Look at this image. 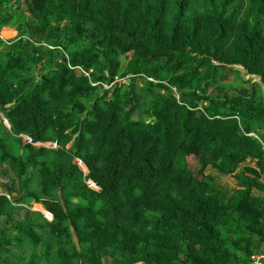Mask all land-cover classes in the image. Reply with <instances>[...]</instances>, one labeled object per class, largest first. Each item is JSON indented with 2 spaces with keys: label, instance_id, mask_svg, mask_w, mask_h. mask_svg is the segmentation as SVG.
Segmentation results:
<instances>
[{
  "label": "trees",
  "instance_id": "obj_1",
  "mask_svg": "<svg viewBox=\"0 0 264 264\" xmlns=\"http://www.w3.org/2000/svg\"><path fill=\"white\" fill-rule=\"evenodd\" d=\"M0 33V264L264 254L261 90L235 72L251 88L222 102L205 84L217 65L264 82V0H0Z\"/></svg>",
  "mask_w": 264,
  "mask_h": 264
},
{
  "label": "rangeland",
  "instance_id": "obj_2",
  "mask_svg": "<svg viewBox=\"0 0 264 264\" xmlns=\"http://www.w3.org/2000/svg\"><path fill=\"white\" fill-rule=\"evenodd\" d=\"M22 2H23V0H7L8 5L15 6V8H18L22 4ZM24 9L27 10L28 8L26 6H24ZM27 13H28V15H30L29 12H27ZM3 31L15 32L14 28H11V27H7ZM16 35H17V32H16L15 36ZM0 36H1V33H0ZM1 38L4 41H9L14 37L3 38L1 36ZM235 72H241L240 73L241 77L247 81V75L244 73L243 68H240V69L237 67L225 68V67H221L220 65H217V70H216V75L214 76V80H212L210 82L206 81V83H205L206 87L208 88V96L215 97V99H219L223 102L225 99L224 95L227 93V91L228 90L229 91L235 90V89H231V88H235V87L239 88L240 90L239 89L238 90L242 94H248L249 88H251V87L248 85H244L243 82H241L239 79H237V77L235 76ZM202 76H205V77H202ZM202 76H201L202 78H208L207 75H205V74H203ZM119 83L125 84L128 86L130 84V81L122 80V81H119ZM144 85H145V83L141 79H139L138 82H136L137 93H138V96L140 98V103H139V107H138L139 110H138V113L136 114L135 119H140V120H148L149 119L144 115V113L147 110H151V108L154 105V102L152 100L146 98V93L143 91L145 89V88H143ZM251 85L254 86L253 84H251ZM252 89L254 90V93L256 94L255 102H261L262 98L260 97V94H258L259 90L257 88H252ZM25 142L29 143V140L25 138ZM39 146H35V147L40 148L41 146L40 147ZM45 147L49 148L50 145H46ZM50 148L53 149L54 146H51ZM251 166H255V163L251 164ZM241 171H244L243 167H240V169L237 173H239ZM210 172L212 173V175L216 179V185H218L222 190L227 191L229 194H232L234 191L237 190L238 183L236 182V178L234 176L224 177V176L219 175L217 172H214V171H210ZM262 179H263V177H262ZM1 182L5 183L6 179H1ZM88 185L91 188L93 187L92 189L98 190V189H96V187L94 186V184L92 182L91 183L88 182ZM255 193L257 194V192H255ZM0 194H3V191L0 190ZM37 207L38 206H34L32 211L38 212L36 210ZM44 218L48 220V217H45V215H44ZM27 253L28 252H26L25 255H22L21 258L24 259V257H27L29 255L30 251H29L28 255H27ZM1 257L3 259H6L7 254L1 253ZM260 258H261V256H259V255L255 256L253 258L254 261L252 264H260L261 263V261H259V260H261Z\"/></svg>",
  "mask_w": 264,
  "mask_h": 264
},
{
  "label": "water",
  "instance_id": "obj_3",
  "mask_svg": "<svg viewBox=\"0 0 264 264\" xmlns=\"http://www.w3.org/2000/svg\"><path fill=\"white\" fill-rule=\"evenodd\" d=\"M234 67H237V68H242L240 66H234ZM244 69V68H243ZM244 73L247 75V80L251 81L253 85H257L259 86L260 90H261V94H262V97L264 99V82H263V79L261 76H258V75H250L247 73L246 70H244ZM3 120H4V123L5 125L10 128V125L8 123V121L5 119L4 116H2Z\"/></svg>",
  "mask_w": 264,
  "mask_h": 264
},
{
  "label": "clouds",
  "instance_id": "obj_4",
  "mask_svg": "<svg viewBox=\"0 0 264 264\" xmlns=\"http://www.w3.org/2000/svg\"><path fill=\"white\" fill-rule=\"evenodd\" d=\"M1 37V36H0ZM106 87V86H105ZM106 88H108V87H106ZM3 115H1V117H2ZM3 119V118H2ZM4 121V120H3ZM253 136H255L254 134H253ZM255 137H257V136H255ZM24 138H26V139H28L29 140V143H32V141H31V139L30 138H27V137H24ZM258 138V137H257ZM40 148H48V147H45L46 145H50V147L51 146H54V148L53 149H57V145L56 144H52V143H50V144H37ZM37 145H35V146H37ZM48 148V149H51V148ZM79 161L80 160H76L75 161V163L76 164H78L79 166H80V168L82 169V167H81V165H80V163H79ZM80 162H82V161H80ZM83 163V162H82ZM82 171H83V169H82ZM85 174H88V169H87V173L85 172V171H83ZM89 183H91V181L89 182ZM93 183V182H92ZM94 184V183H93ZM91 186V185H90ZM94 186H95V184H94ZM96 187V186H95ZM97 189V188H96ZM34 206H40V205H34ZM41 207V206H40ZM33 209V208H32ZM36 212V211H35ZM39 212V211H38ZM47 212V211H46ZM41 213V212H40ZM49 213V212H48ZM43 214V213H42ZM45 214H43V216H44ZM45 217H47L46 215H45ZM48 220H49V222H51V221H53V216H52V219L50 220L49 218H48ZM255 257V256H254ZM254 257H252V260L254 261ZM263 257V256H262ZM263 262H264V260H263Z\"/></svg>",
  "mask_w": 264,
  "mask_h": 264
},
{
  "label": "crops",
  "instance_id": "obj_5",
  "mask_svg": "<svg viewBox=\"0 0 264 264\" xmlns=\"http://www.w3.org/2000/svg\"><path fill=\"white\" fill-rule=\"evenodd\" d=\"M248 165V164H247ZM247 165H245V166H243V168H245V167H248ZM242 172V171H241ZM210 175H212V173L210 172V170H209V172H208ZM236 182L238 183V181L236 180ZM260 182L262 183V184H264V177H263V179H261L260 180ZM239 190H242L240 187H239V184H238V188H237V190L236 191H239ZM259 256H263L264 257V254H262V255H259Z\"/></svg>",
  "mask_w": 264,
  "mask_h": 264
},
{
  "label": "built area",
  "instance_id": "obj_6",
  "mask_svg": "<svg viewBox=\"0 0 264 264\" xmlns=\"http://www.w3.org/2000/svg\"><path fill=\"white\" fill-rule=\"evenodd\" d=\"M260 259H261V260H259V261H261V263H260V264H264V262H263V260H264V257H261Z\"/></svg>",
  "mask_w": 264,
  "mask_h": 264
}]
</instances>
